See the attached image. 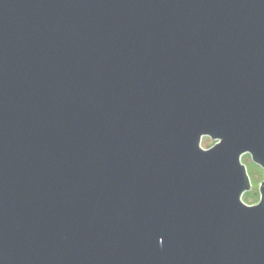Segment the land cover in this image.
<instances>
[{"label": "water", "instance_id": "95a60500", "mask_svg": "<svg viewBox=\"0 0 264 264\" xmlns=\"http://www.w3.org/2000/svg\"><path fill=\"white\" fill-rule=\"evenodd\" d=\"M245 154L264 0H0V264H264Z\"/></svg>", "mask_w": 264, "mask_h": 264}, {"label": "rangeland", "instance_id": "374dc122", "mask_svg": "<svg viewBox=\"0 0 264 264\" xmlns=\"http://www.w3.org/2000/svg\"><path fill=\"white\" fill-rule=\"evenodd\" d=\"M212 145H213L212 140L207 137L203 139V141L201 142V147L203 149H208ZM241 163L246 168L247 176L250 182V190L242 196L241 200L244 204L250 206V204L253 203L257 195H259L258 189H259L260 181H262L264 177V173L256 164L252 162L249 156L243 157L241 159Z\"/></svg>", "mask_w": 264, "mask_h": 264}, {"label": "flooded vegetation", "instance_id": "af4514ba", "mask_svg": "<svg viewBox=\"0 0 264 264\" xmlns=\"http://www.w3.org/2000/svg\"><path fill=\"white\" fill-rule=\"evenodd\" d=\"M206 137H203L202 139H201V142L203 141V139H205ZM213 142V145L211 146V147H213L215 144H217V141H212ZM210 147V148H211ZM202 148V147H201ZM210 148H208V149H210ZM204 150H207V149H204ZM245 156H249L250 157V159H251V156L249 155V154H245V155H243L242 157H241V159L243 158V157H245ZM252 160V159H251ZM258 166V165H257ZM261 170H262V172L264 173V170L260 167V166H258ZM264 181V177H263V179H262V181H260V185H261V183ZM260 185H259V187H260ZM258 192H259V189H258Z\"/></svg>", "mask_w": 264, "mask_h": 264}, {"label": "clouds", "instance_id": "9594fccd", "mask_svg": "<svg viewBox=\"0 0 264 264\" xmlns=\"http://www.w3.org/2000/svg\"><path fill=\"white\" fill-rule=\"evenodd\" d=\"M247 203V202H246ZM260 203V197H259V195H257V197L255 198V200L253 201V203H251L250 204V206L251 205H257V204H259Z\"/></svg>", "mask_w": 264, "mask_h": 264}, {"label": "snow or ice", "instance_id": "6c2138e0", "mask_svg": "<svg viewBox=\"0 0 264 264\" xmlns=\"http://www.w3.org/2000/svg\"><path fill=\"white\" fill-rule=\"evenodd\" d=\"M221 143V141H217V144H220ZM257 205H259V204H257ZM254 206H256V205H251L250 207H254Z\"/></svg>", "mask_w": 264, "mask_h": 264}]
</instances>
